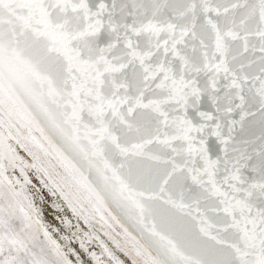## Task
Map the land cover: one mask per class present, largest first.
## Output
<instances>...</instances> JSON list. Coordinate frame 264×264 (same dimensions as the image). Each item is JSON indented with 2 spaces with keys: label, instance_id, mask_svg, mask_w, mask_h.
I'll list each match as a JSON object with an SVG mask.
<instances>
[{
  "label": "snow or ice",
  "instance_id": "obj_1",
  "mask_svg": "<svg viewBox=\"0 0 264 264\" xmlns=\"http://www.w3.org/2000/svg\"><path fill=\"white\" fill-rule=\"evenodd\" d=\"M0 264H264V0H0Z\"/></svg>",
  "mask_w": 264,
  "mask_h": 264
},
{
  "label": "bare ground",
  "instance_id": "obj_2",
  "mask_svg": "<svg viewBox=\"0 0 264 264\" xmlns=\"http://www.w3.org/2000/svg\"><path fill=\"white\" fill-rule=\"evenodd\" d=\"M21 155H24V153L21 151L20 152ZM9 175H11V173H9ZM17 172H16V176H17ZM30 178L33 179V181H35L34 177L32 176L31 173H29ZM39 184V182H38ZM37 184V185H38ZM43 195L45 196V203L43 205L40 204L39 200H37V206L41 207L43 209V216H44V222L46 224H50L53 227L55 226H59V219H57L56 214L54 213V210L52 209L51 205H50V200H52V197L47 193V191L45 190ZM76 248H78V244L75 246ZM79 250V249H77ZM92 250L96 251L97 253H99V248L96 247L95 245L92 246ZM71 259H75L74 257H71Z\"/></svg>",
  "mask_w": 264,
  "mask_h": 264
},
{
  "label": "rangeland",
  "instance_id": "obj_3",
  "mask_svg": "<svg viewBox=\"0 0 264 264\" xmlns=\"http://www.w3.org/2000/svg\"><path fill=\"white\" fill-rule=\"evenodd\" d=\"M17 174H18L17 176H19V171H18V170H17ZM34 180H35V181H33V183L37 185V184H38V181H37L36 179H34ZM37 187H40V185L38 184ZM51 201H52V200H50V202H51ZM50 205H51V203H50ZM77 249H79V246H78Z\"/></svg>",
  "mask_w": 264,
  "mask_h": 264
}]
</instances>
